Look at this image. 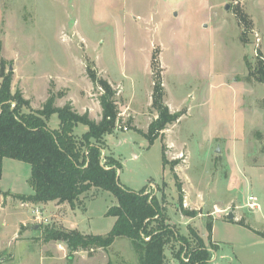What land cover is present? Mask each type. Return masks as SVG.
I'll use <instances>...</instances> for the list:
<instances>
[{"label":"rangeland","instance_id":"1","mask_svg":"<svg viewBox=\"0 0 264 264\" xmlns=\"http://www.w3.org/2000/svg\"><path fill=\"white\" fill-rule=\"evenodd\" d=\"M152 55L162 102L177 119L150 145L144 135L158 118ZM257 60L264 62V0H0V68L12 73L11 93L28 100L25 112L39 111L51 96L55 107L69 105L97 123L103 92L89 74L105 82L118 120L103 155L119 163L122 186L159 202L165 197L181 235L190 224L208 249L213 245L208 264H264V84L252 74ZM58 123L54 114L47 126ZM85 131L79 125L74 134ZM29 178L28 164L2 161L0 264H138L124 238L77 255L44 241L51 226L106 235L116 200L92 189L72 207L62 204L35 220L31 212L40 204L23 208L18 198L32 194ZM176 183L183 208L198 213L194 219L182 220ZM248 197L257 210L246 207ZM165 254L171 261L168 248Z\"/></svg>","mask_w":264,"mask_h":264},{"label":"trees","instance_id":"2","mask_svg":"<svg viewBox=\"0 0 264 264\" xmlns=\"http://www.w3.org/2000/svg\"><path fill=\"white\" fill-rule=\"evenodd\" d=\"M155 64V55H152L151 107L158 118L144 135L150 145L158 139L159 132L177 119L162 102L163 91L159 77L154 74ZM252 72L255 79L264 84V62L257 60ZM89 77L103 92L100 96L101 120L97 123L90 120L87 113L79 115L69 105L55 107L51 96L39 111L25 112L28 100L23 99L20 92L11 93L12 73L4 74L0 68V177L4 159L28 164L32 194L18 198L32 205L57 202L72 207L92 189L108 192L115 198L116 205L106 213L114 218V223L104 236L44 227V241L63 243L72 254L107 250L116 239L124 238L130 242L138 264H208L213 245L208 249L190 224L186 225L187 234L181 235L176 225L170 224L163 195L161 204L144 190L132 192L119 183V163L103 155L105 137L113 134L118 120L113 91L105 82L96 80L92 73ZM54 114L59 123L56 129L50 130L47 122ZM79 125L86 128L80 136L74 134ZM162 164L166 166L163 147ZM170 171L177 181L172 165ZM175 186L180 216L194 219L198 213L183 208L180 185L176 183ZM206 228L211 234V221L206 223ZM166 248L171 261L165 254Z\"/></svg>","mask_w":264,"mask_h":264},{"label":"crops","instance_id":"3","mask_svg":"<svg viewBox=\"0 0 264 264\" xmlns=\"http://www.w3.org/2000/svg\"><path fill=\"white\" fill-rule=\"evenodd\" d=\"M22 204V203H21ZM20 204V205H21ZM40 207L39 208H36V209H38L39 211H40V213H41V216H42V218H44L45 216V214L46 213H50L51 211H53L55 208H60V207H63L64 205H62V204H58L57 202H49V203H47V204H41V205H39ZM44 216V217H43ZM46 218V217H45ZM182 218V217H181ZM182 220H183V218H182ZM183 224L185 225V224H187V222L186 221H184L183 222ZM21 226H24V225H21ZM83 253V251H79V252H76V253H73V254H75V255H77V254H82Z\"/></svg>","mask_w":264,"mask_h":264},{"label":"built area","instance_id":"4","mask_svg":"<svg viewBox=\"0 0 264 264\" xmlns=\"http://www.w3.org/2000/svg\"><path fill=\"white\" fill-rule=\"evenodd\" d=\"M23 208H27L28 204L27 203H22L21 205ZM246 207L251 209V210H256L259 208L258 204L255 203V200L253 197H248L247 198V203H246ZM31 214L35 217V220H40L41 219V213L38 209L34 208L31 212Z\"/></svg>","mask_w":264,"mask_h":264},{"label":"water","instance_id":"5","mask_svg":"<svg viewBox=\"0 0 264 264\" xmlns=\"http://www.w3.org/2000/svg\"><path fill=\"white\" fill-rule=\"evenodd\" d=\"M225 9H227V7H225ZM11 70V68H9V71ZM226 219L228 220V221H230V220H232L233 219V215L231 214V213H228V215L226 216ZM4 260H5V258H1L0 259V263L1 262H4Z\"/></svg>","mask_w":264,"mask_h":264}]
</instances>
